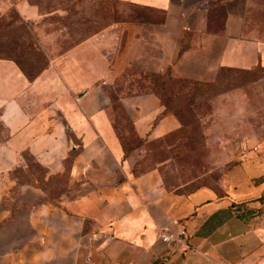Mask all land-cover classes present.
<instances>
[{"label": "crops", "instance_id": "crops-1", "mask_svg": "<svg viewBox=\"0 0 264 264\" xmlns=\"http://www.w3.org/2000/svg\"><path fill=\"white\" fill-rule=\"evenodd\" d=\"M114 1L162 15L157 25L126 26L149 29L134 39L159 51L157 64L201 83L256 71L264 97V0ZM14 6L24 21L37 16L24 1ZM114 33L69 48L34 76L0 58V264H264V139L237 155L217 190L180 192L158 167L138 171L108 115ZM130 42L121 73L133 63ZM125 100L139 140L179 128L156 94ZM29 159L42 174L27 169ZM178 224L187 250L158 237Z\"/></svg>", "mask_w": 264, "mask_h": 264}, {"label": "rangeland", "instance_id": "rangeland-1", "mask_svg": "<svg viewBox=\"0 0 264 264\" xmlns=\"http://www.w3.org/2000/svg\"><path fill=\"white\" fill-rule=\"evenodd\" d=\"M19 1L34 7L37 16L22 20L14 6ZM162 19L161 14L114 0H0V58L15 60L34 76L50 60L87 39L94 37L98 46L95 37L111 28L117 36L112 56L118 70L113 74L116 82L106 91L108 115L124 150L133 155L134 167L138 171L158 167L165 184L180 192L202 187L217 190L237 155L264 139V97L256 86L259 74L225 70L217 81L192 83L183 79L153 60L158 58V50L137 47L134 36L142 32L150 35L148 28L139 32L126 28L157 25ZM28 23L32 26H26ZM175 38L179 40L177 33ZM127 41L132 44L128 56L133 63L121 73V46ZM142 93L156 94L166 112L177 117L179 128L175 132L148 142L136 137L125 99ZM137 153L141 157L135 158ZM26 164L33 173H43L33 160ZM61 179L53 177L52 183Z\"/></svg>", "mask_w": 264, "mask_h": 264}, {"label": "built area", "instance_id": "built-area-1", "mask_svg": "<svg viewBox=\"0 0 264 264\" xmlns=\"http://www.w3.org/2000/svg\"><path fill=\"white\" fill-rule=\"evenodd\" d=\"M158 237L168 246L176 249H189L190 244L183 225L178 224V229L173 230L171 227H162L158 231Z\"/></svg>", "mask_w": 264, "mask_h": 264}, {"label": "trees", "instance_id": "trees-1", "mask_svg": "<svg viewBox=\"0 0 264 264\" xmlns=\"http://www.w3.org/2000/svg\"><path fill=\"white\" fill-rule=\"evenodd\" d=\"M189 82L195 83V81H189ZM162 83H164V85H162L161 87H164L165 84H166V82L162 80ZM190 84H191V83H190ZM160 89L164 91V88H160ZM166 91H167V90H166ZM164 105H165V104H164ZM165 107H166V106H165ZM166 110H167V108H166ZM154 264H163V263H161V262H156V263H154Z\"/></svg>", "mask_w": 264, "mask_h": 264}]
</instances>
